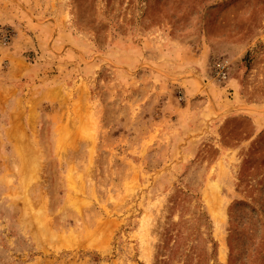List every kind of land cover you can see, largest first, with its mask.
I'll use <instances>...</instances> for the list:
<instances>
[{
    "label": "rangeland",
    "instance_id": "rangeland-1",
    "mask_svg": "<svg viewBox=\"0 0 264 264\" xmlns=\"http://www.w3.org/2000/svg\"><path fill=\"white\" fill-rule=\"evenodd\" d=\"M0 264H264V0H0Z\"/></svg>",
    "mask_w": 264,
    "mask_h": 264
},
{
    "label": "crops",
    "instance_id": "crops-1",
    "mask_svg": "<svg viewBox=\"0 0 264 264\" xmlns=\"http://www.w3.org/2000/svg\"><path fill=\"white\" fill-rule=\"evenodd\" d=\"M211 53L209 52L208 48H205L204 45L198 47L197 50L192 51V49H190V61H192V65H190V67H192V69L195 72V75H198L200 77H202L201 75L203 74V67H205L204 65L207 64V61L209 60V56ZM209 55V56H208ZM198 65L199 68H196V66ZM195 66V67H194ZM190 68V70H192Z\"/></svg>",
    "mask_w": 264,
    "mask_h": 264
},
{
    "label": "built area",
    "instance_id": "built-area-1",
    "mask_svg": "<svg viewBox=\"0 0 264 264\" xmlns=\"http://www.w3.org/2000/svg\"><path fill=\"white\" fill-rule=\"evenodd\" d=\"M217 73L220 78L226 77V68H225V62H217Z\"/></svg>",
    "mask_w": 264,
    "mask_h": 264
}]
</instances>
